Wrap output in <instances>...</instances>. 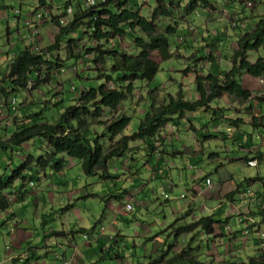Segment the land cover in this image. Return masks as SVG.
<instances>
[{
  "label": "rangeland",
  "instance_id": "374dc122",
  "mask_svg": "<svg viewBox=\"0 0 264 264\" xmlns=\"http://www.w3.org/2000/svg\"><path fill=\"white\" fill-rule=\"evenodd\" d=\"M37 1L0 0V86L4 85L3 82L8 75L11 61L26 47L25 35L27 34V30L23 25V21L28 13L39 11L43 7L42 12L45 13L44 16L47 19L39 23L36 22L35 29L38 31L36 35L38 48L40 52H45L48 46L54 44V39L60 29V26L56 23L57 14H60L66 6H72L73 10L74 8L79 10L76 7V0H46L47 7L42 4V6H39ZM179 1L181 7L178 5ZM190 1L164 0L166 7L169 8L171 13L169 18L158 19L160 26L158 31L163 33L166 26L172 25L175 21L179 22L178 32L176 35L169 37V51L173 56L169 60L161 61L157 52L152 53V59L159 66V70L154 79L151 82H135L133 96L128 101L123 102L115 111L102 109L100 117L94 119V128L100 127L101 129L104 127L103 125L107 124L116 116L125 115L131 118V122L122 135H131L137 130L139 123L145 117V113L151 110L153 101L154 105H160L169 96H177L178 90L182 91L185 99H193V95H196L194 76L196 74L200 75L199 72L203 71V67L207 68V64L211 63V61L205 58L208 56L207 54L211 53L213 61L222 60L219 68L223 72H227V67L231 66V58L237 48L239 36L244 34V32L252 30L258 19L264 17V0H206V6L199 1L194 12L183 18L184 8L190 4ZM80 4L83 9L84 7L81 2ZM154 7L155 0H128L126 4V8L128 9H140L142 16L147 19L150 18ZM14 10L21 12V20L19 23L16 22ZM233 18H235V22L239 20L245 28H239L238 30L237 26L232 27ZM29 19H32V16ZM189 26H192L196 30H205V37L209 36L208 32L214 31V36H216L217 30L222 31V37L229 39L228 45L226 47H215L214 49L212 47L210 48L209 45L202 46L199 39L202 35L200 32H197L195 38L192 40L195 42V39L198 38L199 43H194L189 47V40H187L189 38L187 30ZM224 27L227 28L228 32H226V28ZM76 31H78V37L75 31L69 35V38L75 39L74 42L77 44L75 47L71 46L74 57L72 59L69 58L71 54L69 56L68 46L65 42L61 43L59 50L52 57L48 54L47 57H51L53 61L57 58V61L55 60L54 62L60 67L51 66L47 68L45 66L42 69L41 82L36 87L34 86L36 84L35 77L33 76L30 79L35 81H30L28 84V89L30 90L16 94V100L19 106L16 114L9 112L6 104L0 101L3 105V114L0 116L1 142H7L11 137L15 128L13 127L14 115L20 114V110L27 112L28 115L36 114L42 110L43 112L40 114H43L44 120L53 124L67 107L75 103L74 100L79 97L83 89L87 90L90 87H97L101 82H105V75L110 70L111 62L108 61L105 64L98 63L97 65H91L90 62L93 59V53L86 55L83 59L79 57L87 49L92 46H101L103 49L118 48L123 53H134L135 41L128 34L119 35L114 39L96 42L94 37L84 34V29L80 28ZM135 35L140 36L142 33L136 31ZM180 37H185L186 42L177 45V40ZM207 48L208 50L210 49L208 52L206 51ZM175 53H179V55L185 56V58H176L174 56ZM259 57H264V48H261L257 52L249 53L247 59L250 62H254ZM194 61L196 65L193 64ZM192 64L193 66H191ZM197 65L202 68L199 67L198 69ZM73 67L76 71L72 70ZM187 68H189L190 72L183 73V70ZM72 84L76 87V91L56 97H63L64 102L55 107H50L51 102L53 103L52 94L59 93L60 91L64 92ZM107 86L115 88L111 81L107 82ZM260 95L262 97L258 93L251 94V101L253 100L255 110L258 113L260 111L259 116H262L263 119V126L258 128L259 131L255 130L257 128L251 125V121L248 122L250 125H245L244 123V119L252 120L251 115L253 113L250 111H254V109L251 108L252 110L250 111L246 108L241 109L243 103L227 94L223 96L224 101L218 99L212 102V108L210 107V110H199L192 113V117L189 118L190 123H188V119H184L177 122V125L173 123L166 125L161 131L165 135V138L160 137V139L156 140L155 146L157 149L154 153L155 157L159 155L162 158L161 163H164L168 168L170 167L169 171L171 173L167 178H171L172 181L169 179L162 180L167 179L166 177L156 180L153 179L152 181L147 179L153 173V171L151 172L147 169L148 166L151 167L152 163H149L151 159L145 150L142 149L143 144L141 145L139 141L131 144L133 150L130 153L110 161L108 171L111 174H119L120 179L116 180H102L98 177H88L83 174L79 162L69 157H65L63 168L58 173L50 170L51 167L46 169L39 168L35 164V159L39 156L47 158V152L51 151L49 144L44 140L41 142L42 139H33L23 144L20 148L12 150H3L0 148V198L2 196H5L6 199L7 197H14L13 199L18 201L15 203L14 200H10L7 209L9 210V214L12 215H6L0 222L1 262L5 259L3 255L7 251H12L14 255L23 257L25 262L28 260L27 253L34 252L38 257L43 258L47 264H51V257L47 258L45 254L39 256L40 252L45 251V249L50 251L55 249L58 255H62L63 251L61 249L58 250L59 247L55 245V241H59L60 237H52L53 242L48 243L44 238L46 237L45 233H60L61 222L65 223L66 227L76 228L79 226V221L83 222L82 228L86 229L81 231L80 238L83 233L90 236L88 240H78V243L81 245L91 244V247H86L90 250V254L86 256L90 264H148L155 259H159L164 254L163 250L169 249V246L171 247L168 251L169 255L167 259L178 255L183 248L176 250L177 240L181 235L174 237V230L171 228L174 221L171 207L181 209L191 203L187 186L180 185L178 176L173 172L176 169V165H179L182 172V168L184 167L182 164L192 167L191 170L186 172L187 178L184 181L186 180L187 183H191L190 178L194 176L195 170L196 172L199 170L203 171L202 175L206 172L209 173L213 177L215 186H217L219 175H223L220 178L218 187L219 189L222 188L221 193H224L223 195H219L220 191L213 192L215 191L214 187L208 189L203 185L199 186L202 193L199 192L197 194L192 191V197L197 196L195 198L196 201H194L191 210L189 209L182 213L181 219L188 218L193 211L198 216H206L208 214L215 216L214 211L216 210L214 206H217L218 202L214 205L207 204L205 206L207 209H205L202 202H200V197L205 195L209 198H217L219 195V206H221V209L218 211L215 219L220 223L215 226L216 235L208 238L205 237L195 245L193 250H190V255L185 256V259L193 257L200 264H230L232 262H238V260L234 261L235 257L232 255L236 250V247L232 246V244L238 239L237 233L239 232L237 231L245 228L249 231L247 236L249 233H258L260 229L256 227L264 222L260 221L258 224L253 223V216L255 214L250 212L245 205H243L245 207L238 206L241 202L234 200V196L240 194V188L231 191L233 188L226 173L232 174L235 179L239 180L242 177L255 175L257 169L256 167L247 166L246 162L250 159H247V161L245 159L232 160V158H250L252 154H248L246 150L241 151L237 149L236 141L233 138L224 139L217 131L225 128L226 132L232 133L233 130H237L242 134H248L259 144L258 140L264 138V93ZM261 98L263 99L261 100ZM227 101L230 104H226ZM45 107L47 109H44ZM228 107L231 109H226ZM228 111L229 113H227ZM235 121L239 123L234 125ZM215 122H218V124L214 126ZM188 124L189 126H186ZM210 135H214L215 137L208 138ZM164 141L167 145L164 144ZM103 142L108 144L109 141L104 138ZM182 145L184 151L182 149L180 150ZM190 149L195 150V152L187 154V151ZM199 151L201 153L197 155ZM25 159L29 161L28 166L36 168L35 176L38 180L34 182L32 188L28 185L30 178H26L24 182H21V179H15L14 181L11 179L13 177V171L19 168ZM256 160L259 168L264 170V166L260 164L262 162L261 158H256ZM129 170L131 172H135L136 170V173H140L138 177L143 179V192H139L134 199L133 196L129 195L128 200L129 202L133 200L134 210L133 212L123 211L121 216H117L119 224L109 225L104 235L107 238L106 251L111 255L105 261H97L101 256V252L99 249H95L93 238L95 234L101 233L103 230H96L95 232L93 226L94 224L98 225L101 217L107 215L108 210L105 209L106 200L111 197L115 199L119 197L120 199L125 196L123 192L127 190L135 192L130 182L124 179L129 176ZM25 174L30 173L27 171ZM171 182L175 185L172 190L165 189L166 184L172 185ZM82 191L85 196L87 194H93L96 197L92 195L88 199L82 198L76 206L64 210L63 208L66 206L77 202L75 199H79L80 196L78 195ZM21 195L23 196L21 197ZM165 195H167L166 198H169L168 201L164 200ZM181 195L185 197L182 198L180 197ZM35 196L38 198L35 199ZM52 196L54 197L53 200ZM23 197H25V201H21ZM142 200L146 204L139 205L138 203L142 202ZM258 201L262 202L264 198H258ZM125 202L122 200L115 201L113 203L115 207L113 214H116L115 212L118 209L124 208ZM206 203V200H204V204ZM74 207L79 210L78 216L77 211H72ZM233 208L238 213L237 217L244 218L242 223L235 222L233 225L231 223V217L222 218V209L223 211L225 210L223 214H231L230 211ZM108 218H110L109 213ZM191 220L187 219V221ZM42 221H44V224L41 223ZM225 227H227L226 231L228 232L225 237H228V241L226 239L224 241L221 240L223 236L220 233ZM99 228L100 226L97 229ZM23 229H27L25 234L29 235V240L20 242L19 238L22 236L20 230L23 231ZM195 234L199 233L197 232ZM114 235H119L123 244H114V250H110V246L113 243L110 242L109 237ZM157 238L161 240V243L158 245L153 243V240ZM168 239L170 240L168 241ZM80 251L78 250L76 253L83 259L84 256L81 255ZM116 251L119 252L120 258L123 259L122 261L117 260L115 255ZM192 252L193 255L191 254ZM49 254L52 255L51 252ZM237 258L242 261L245 260L243 255H239ZM180 263H183V261Z\"/></svg>",
  "mask_w": 264,
  "mask_h": 264
},
{
  "label": "trees",
  "instance_id": "16d2710c",
  "mask_svg": "<svg viewBox=\"0 0 264 264\" xmlns=\"http://www.w3.org/2000/svg\"><path fill=\"white\" fill-rule=\"evenodd\" d=\"M79 1H76V7L79 10L74 8V16L67 25L60 26L57 19L56 23L60 26V29L53 45L48 46L46 51L41 52V54L31 53L25 47L11 61L8 75L3 82L5 86H0L1 101L6 103L10 99L16 98V94L30 90L28 84L32 81L30 79L33 76L36 79V82L32 81L36 83L34 86L39 85L42 69L45 66L47 68L51 66L60 67L54 62L57 61V58L53 61L51 57L59 50L61 43H67L69 56L71 54L69 58L72 59L74 56L72 55L71 46L75 47L77 44L74 42L75 39L69 38V35L75 31L78 37V31L76 30L80 28L84 29V34L94 37L96 42L128 34L135 41L134 53H123L118 48L103 49L101 46H92L85 53L80 54L79 57L83 59L86 55L93 53L91 65L111 62L110 70L105 75V82H101L97 87L83 89L79 97L74 100L75 103L67 107L53 124L44 120L43 114H40L43 112L42 110L31 115L20 110V114L14 115L13 127L15 128L11 137L5 143L0 141L1 149L12 150L20 148L33 139H42L41 142L46 141L51 147V151L47 152V158L39 156L35 159V164L39 168L51 167L50 170L58 173L63 168L65 157H69L79 162L84 175L98 177L102 180H111L116 179L117 174L113 175L108 171V163L130 153L133 150L132 143L141 142L143 144H141L142 149L144 148L145 151L149 152L151 157L153 153L155 157L154 152L157 149L155 142L160 139L161 131L166 125L170 123L177 125L180 120H187L186 116L189 113L210 110L212 102L221 99L226 94L233 96L241 103L249 104L246 109L252 110L250 105L251 92L242 88L240 80L242 73H246L253 78H264V57H259L254 62L247 59L249 53L264 48V17L258 19L252 30L239 36L237 48L231 58V67L227 72L221 76L213 73L205 76L198 74L194 76L196 86L194 100L185 99L182 91L179 90L177 96H169L160 105H154L153 101L151 110L145 113L144 119L131 135H122L131 122V118L125 115L116 116L103 125L104 127L101 129L100 127L94 128V119L100 117L102 109L115 111L123 102L128 101L133 96L135 82H151L154 79L159 66L152 59V53L157 52L161 61L169 60L173 56L169 51V37L176 35L179 22L175 21L172 25L166 26L163 33L158 31L160 27L158 19L169 18L171 13L164 0H155V7L149 19L142 16L138 8L136 10L126 8L128 0H106L105 3L89 9H82ZM199 1L206 6V0H191L190 4L184 8L183 18L194 12ZM178 5L181 7L180 1ZM233 24L234 26L242 25L239 20L235 22V18H233ZM136 31L141 32L142 35H135ZM189 38L193 39L194 35L190 34ZM185 42L186 38L180 37L177 40V45ZM48 54L51 55L50 58L47 57ZM174 56L176 58L184 57L179 53H175ZM205 58L211 63L214 62L211 53ZM193 64L196 65L195 61ZM189 72V68L183 70V73ZM108 81H111L115 88L108 87ZM71 87H73L72 90ZM74 91H76V87L72 84L64 92L60 91L52 94L53 103L51 102L50 107H55L64 102L63 97H56ZM251 119L253 127L261 126L260 120L262 118L252 116ZM188 123H190L189 119ZM237 124L238 121H235L234 125ZM186 126H189V124ZM209 137L213 138L215 136L210 135ZM104 138L109 141L108 144L103 142ZM27 159L19 168L13 171L12 181L21 179V182H24L26 178H30V181L34 183L38 180L35 176L36 168L28 166L29 161ZM159 159L162 160L161 157ZM245 160L247 161V159ZM27 171L30 174H25ZM7 202L4 197L0 198V210L4 211L8 208ZM72 207L71 204L63 209L67 210ZM218 223L220 222L212 216H202L190 224L176 226L175 228H172V225L171 228L174 230V237L192 233L197 229L206 236H214L215 226ZM109 240L113 243L110 250H114V244H117L116 242L120 240L115 239L113 236H110ZM170 247L163 250L164 254L159 259H155L148 264H200L193 257L185 259V256L190 255V250L187 249H183L178 255L167 259ZM108 253L107 251L106 255ZM107 258H110V255ZM104 259L106 258L100 257L99 261ZM29 260L24 261L22 264H28ZM181 261L183 263H180ZM12 262L16 264V259ZM230 264H264V256L251 258L247 262H232Z\"/></svg>",
  "mask_w": 264,
  "mask_h": 264
},
{
  "label": "crops",
  "instance_id": "0c3cea01",
  "mask_svg": "<svg viewBox=\"0 0 264 264\" xmlns=\"http://www.w3.org/2000/svg\"><path fill=\"white\" fill-rule=\"evenodd\" d=\"M42 1H44V2H42ZM38 3H39V6L45 5V7H47V5H46L47 1L46 0H38L37 4ZM37 4H36V7H37ZM36 7H35V9H36ZM32 13L31 12L28 13L26 15L25 19L27 20ZM20 15H21L20 11H19V15L18 16L14 15L15 18L17 19V21H18L17 23L20 22ZM57 15H59V14H57ZM31 20L34 23V19L32 18ZM23 23H24V21H23ZM231 26L235 27L234 24H232ZM226 27H224V28H226ZM244 28H245V26H244ZM225 30H226V32H228L227 28ZM230 30H231V28H230ZM198 32H200L201 35H202V37L199 38L200 41H201L202 46H208L209 45L210 48L212 47L214 49L215 47H223V46L226 47L228 45V40L229 39L228 38L224 39L222 37V31L220 32L219 30H217L216 31V33H217L216 36H214V31L208 32L209 36H206V37H205V34H206L205 30L201 29V30H198ZM227 35H229V34L227 33ZM76 36H77V34H76ZM187 40H189V45H188L189 47L192 46V44H194V43H199L198 42L199 41L198 38L195 39L196 40L195 42L191 38H187ZM209 50H208V48L206 49L207 52ZM207 55H209V54H207ZM191 57H193V56H191ZM184 58H185V56H184ZM221 64H222V60H216L213 63H208L207 64V68L203 67V71H200L199 74L202 75V76H205V75L213 73V74L221 76L223 73H225V72H223V70H220V68H219L221 66ZM229 65H230V63H229ZM199 67H201V66L197 65L198 69H199ZM230 67L229 66L227 67V71L230 69ZM240 84H241L243 89L250 91L251 94H253V95L258 93V95L260 97H262V95H260V94L264 93V91H262V89H264V86H263L264 85V78H253V77L247 75L246 73H242ZM178 92H179V90H178ZM194 97L195 96L193 95V99L192 100H194ZM223 98L224 97H222L221 99L223 100ZM226 104H230V103L227 101ZM247 105H249V104L243 103V107H241V109L246 108ZM250 105L254 109V111L253 110L250 111V112L253 113L251 116L262 118V116H259L260 111L258 113L255 110V105L253 103V100L251 101ZM226 109H231V108L228 107ZM227 113H229V111ZM191 114L192 113L187 114L186 118L187 119L191 118L192 117ZM225 117H227V116H225ZM244 121H245L244 122L245 125H250V123H248V122H250L251 120L244 119ZM260 122H261L260 123L261 124L260 127H262L263 126V119L260 120ZM251 123H252V121H251ZM217 124H218V122H215L214 126L217 125ZM258 128L259 127H257V129H255V130H258ZM218 131H217V133H219V135H221L222 137H224L226 139L233 138V140L236 141L237 149H239L241 151H245L246 150L248 152V154H252V156L250 158L249 157L232 158V160H238V159L239 160H241V159L242 160L243 159L253 160L254 158L255 159L256 158L257 159L261 158L262 162L260 164H262L264 166V138L261 139V140H258L259 141V144H258L256 142V140H254L248 134H247L248 135L247 136L245 133L242 134L241 132H238L237 130H233L232 133L226 132L225 128L222 129L219 132ZM160 135H161L162 138H165V135L162 134V132H161ZM257 139H259V138L257 137ZM164 144H166L165 141H164ZM181 149L184 151L183 145L181 146L180 150ZM190 150L187 151V154L195 152V150H191V151ZM200 150L202 151V149H200ZM201 151H199V153L197 155H199L201 153ZM145 152L148 155V157L151 159L150 160L151 162H149V163L150 164L152 163L151 167L148 166L147 169L149 171H151V172L153 171L151 176L147 177V179L149 181H152L153 179L156 180V179H162L164 177H166V178L169 177V175L171 173L169 171L170 167L168 168L167 166H165L164 163H161L162 161L159 159L160 158L159 155H157V157H154V154L152 153V157H151V156H149V152H147V151H145ZM109 163H108V166H109ZM73 165H74V163H73ZM182 165H184V167L182 168L183 169L182 172H181V168L179 167V165H176V169L173 172L178 176L179 184L187 186V191L189 192L188 195H189L191 203L187 204L185 206V208H181V209H174L173 207H171V212H172L173 217H174L173 227L172 228H175L176 226H181L183 224H190L193 221H195V220L199 219L200 217H202V216L195 215V213L193 211L188 218L183 219V220L181 219L182 213H184L186 210H189V209L191 210L192 206L194 205L193 204L194 201H196L195 198H197V196L196 197H192V195H191L192 191H194L197 194H199V192H201V190L199 188L200 185H203L205 188H207V186L205 185V182H204V178H206V177L210 178L211 184H212L210 186V188H212V187L215 188V191H213V192L220 191L219 195H223L224 194V193H221V189L222 188L219 189V187H218V184L220 183L219 182L220 178L223 177V175H219V180H218L217 186H215L213 177L210 176L209 173L206 172L207 174L205 173L204 175H202L203 171L199 170L198 172H196V170H195L194 176H192L190 178L191 179V183H187L186 180L184 181V179L187 178L186 177L187 176L186 172L191 170L192 167L185 166V164H182ZM193 168L195 169L194 166H193ZM256 169H257V172H256L255 175L253 174V175H250L248 177H242L239 180L235 179V177L232 174H229L228 172L226 173V175L228 176L230 184H231V186L233 188V189L230 188L231 191H234L237 188H240V194L235 195L234 196V200H237V201L241 202V204L238 205V206H240V207H245L246 206V208H248L250 212H253L255 214L253 216V223L258 224V223H260V221L264 222V210H262V209H264V201H262V202L258 201V198L259 199H263L264 198V170L259 168V165L256 166ZM136 170H137V168H136ZM136 170H135V172H131V170H129V176L124 178L125 181L130 182V184L134 188L135 192L132 191V190L131 191L127 190V191H124V193H123V194H125V196L120 198V199H119V197L116 198V199L111 197L108 200H106L105 209L108 210L110 218H108V213H107V215H105L104 217H101V219L99 220L100 222L98 223V225L94 224V226H93V229H94L95 232H96V230H100L101 227H104L103 233L95 234V237L93 238L94 239V243H95V245H94L95 249H99L100 252H101V256L100 257H104V258L107 259V256L111 255L109 253H108V255H106L107 254V251H106V239L107 238L105 237L104 234L106 233V231L109 228L110 224H113V225L119 224V222L117 221V216L118 215L121 216L123 211H124L123 210L124 208L122 207V209H118L115 212L116 214H113V212L115 210V207H114L113 203L115 201H117V200H122V201H126L124 204H126V203L134 204L133 200L129 202V200H128L129 195L133 196V199H134V198H136V196H137V194L139 192L140 193L143 192V187H144V185L142 184V180L143 179L138 177L140 175V173H136ZM125 171H126V169H125ZM112 174L116 175L117 173H112ZM184 176H185V178H184ZM116 177H117L116 179H120L119 174H117ZM127 178H129V179H127ZM116 179H111V180H116ZM168 179L171 180V178L162 179V180H168ZM144 181H146V180H144ZM171 183H172V185L166 184L165 189L172 190V188L175 185L173 184V182H171ZM28 185H29V183H28ZM167 186H168V188H166ZM210 188L208 187V189H210ZM207 192L209 193L208 190H207ZM79 194L80 195H78V196H80V197H79V199H75V200H77V202H73V204H72L73 206H76L80 202V199H82V198L83 199H88L90 196L93 195V194H87L85 196L83 191L81 193H79ZM219 195H218L217 198H213L211 196H210L211 198H209V197H206L205 195L200 197V199H201L200 202H202V205L204 206L205 209H207V207H205L207 204L208 205H212V204L214 205L216 202H218V205L214 206V209L216 210V211H214L215 214H216L215 216H217L218 211L221 209V206H219V203H220L219 202L220 201L219 200V197H220ZM93 196H95V195H93ZM2 197L5 198V196H2ZM13 198L14 197H7L8 206H9L10 200H14L15 203L18 202L16 199H13ZM37 198L38 197L35 196V199H37ZM53 198L54 197L52 196V200H53ZM168 199L169 198H165L164 200L168 201ZM204 200H206V202H207L206 204H204ZM21 201H25V197H23V199H21ZM70 202H72V201H70ZM138 204L142 205V204H146V202L144 200H142V202H140ZM243 205H245V206H243ZM222 208H224V207H222ZM72 211H77V216H78L79 210L77 208L74 207L72 209ZM224 211L222 209V216H223L222 218L223 219H225L227 217H231V223L233 225H234L235 222L237 223L236 217H237L238 213H236L234 208H233V210L231 209V211H230L231 214H229V213L223 214ZM8 214H9V210L8 209H6L4 211L0 210V222ZM9 215L11 216L12 214H9ZM102 216H103V214H102ZM206 216H212L215 219V216H213L212 214H208ZM187 219L188 220L192 219V220L191 221H187ZM176 221H177V223H176ZM41 223L44 224V221H42ZM82 223H83L82 221H79V226L78 227L71 228L69 226L66 227V224L61 222V226H60L61 232L60 233H58V232L57 233H55V232H52V233L46 232L45 233L46 237H44V238L46 239V242H48V243H52L53 242L52 237H57V238L60 237L59 241H55V245H57L59 247L58 250L61 249L63 251V253H62V255H58V253H56L55 249H53L51 251L45 249V251H41L40 252L39 256H43L45 254L47 256V258L51 257V261H52L51 264H90V262L86 259V256L90 254V250L87 249L86 247H91V244L88 243L86 245H81V244L78 243V240H80V239H82L83 241L90 239V236H88V235H86L87 237L84 238V235H83L84 233L82 234V236L80 238L81 231L86 230V229L82 228ZM21 224H23V223H21ZM99 226H100V228L97 229ZM256 228L260 229L259 232H264L263 231L264 230V223L260 224V226H257ZM26 231H27V229H23V231L20 230V233L22 234L21 238H19L20 242H25L26 240H29V235L25 234ZM197 232L199 234H195ZM237 232H239V233H237L238 239H237V241H235L232 244V246L236 247V250H235L234 254H232L235 257L234 261L238 260V262H247L251 258H257L260 255L264 254V238L263 239H259L258 238V233H256V232L254 234H250L249 233V235L247 236V234L244 233L245 232V228H241ZM247 232H249V231H247ZM227 233L228 232H226L225 228L221 231L220 235L223 236V238L221 239L222 241H224V239H226L228 241V237H225L227 235ZM195 235H196V237H195ZM215 235L216 234L214 233V236ZM113 237L115 239L118 238L120 240V241L116 242L117 244L118 243H120V244L122 243L123 244V242L121 241V238H120L119 235H114ZM205 237L208 238V237H212V236H205L202 232L199 231V229L193 231L192 233L181 235L179 237V239L177 240L176 250H179V249H182V248L183 249H187V250H193L195 245H197ZM37 238H39V237H37ZM37 238H35V239H37ZM41 240H42V238H41ZM63 240H65V241L63 242ZM169 240L170 239H168V241ZM153 243H156L158 245V244L161 243V240L158 239V238L154 239ZM78 250H81L80 253H81V255L84 256L83 259H81L80 256L76 253ZM50 252L52 253V255L49 254ZM191 254L193 255V252ZM115 255H116V258H117L118 261H122L123 260L122 258H120L119 252L116 251ZM239 255H243L245 260L242 261V260L238 259L237 256H239ZM3 256H4L5 259L2 262L0 260V262H1L0 264H2V263L13 264L12 261L15 260V259H16L17 264H22L24 262V258L23 257H20L19 255H14V253L12 251H7ZM100 257L98 258L97 261H99ZM29 258H30V260H29L28 264H47L44 261L43 258L38 257L34 252H28L27 253V259H29ZM106 259H104L102 261H105Z\"/></svg>",
  "mask_w": 264,
  "mask_h": 264
},
{
  "label": "built area",
  "instance_id": "2783aa9c",
  "mask_svg": "<svg viewBox=\"0 0 264 264\" xmlns=\"http://www.w3.org/2000/svg\"><path fill=\"white\" fill-rule=\"evenodd\" d=\"M106 0H81V3L83 5V7L85 9H89V8H92V7H96L100 4H103L105 3ZM250 5V4H248ZM73 13V10L71 7L67 8L63 14L61 15V17L59 18V24L61 26H65L67 25L69 22H70V17ZM34 19H35V22L39 23L43 20V15L41 13H36L34 15ZM233 24V23H232ZM25 26L27 27V34L25 35V44H26V47L29 49V51L31 53H34V54H41L39 48H38V45H37V40H36V35H37V30L35 29V27L33 26V24L31 23V21H26L25 22ZM237 26L238 28H243L244 26L243 25H235ZM188 32L190 34H194L196 32V30L192 27V26H189L188 28ZM73 71H76V69L73 67L72 68ZM73 89V87H71V90ZM1 101V100H0ZM4 104H6L7 108H8V111L11 112V113H16L18 111V102L16 100V98H13V99H10L9 101H7L6 103L4 102ZM3 105L2 103H0V116L3 114V109H2ZM247 166L248 167H256L257 166V161L255 160H250L247 162ZM206 185L208 187H210L211 185V181L210 179H207L206 181ZM29 185L30 187L34 186V183L33 182H29ZM133 205L131 204H126L125 205V208L124 210L126 212H132L133 211ZM238 222L239 223H242L243 222V218H239L238 219ZM103 228H100L99 231H102ZM87 236L85 235L84 238H86ZM258 237L259 239H262L264 237V232H259L258 233Z\"/></svg>",
  "mask_w": 264,
  "mask_h": 264
},
{
  "label": "clouds",
  "instance_id": "9594fccd",
  "mask_svg": "<svg viewBox=\"0 0 264 264\" xmlns=\"http://www.w3.org/2000/svg\"><path fill=\"white\" fill-rule=\"evenodd\" d=\"M80 2H81V0H80ZM69 7H71L72 8V6H67V7H65V9L62 11V12H60V14L57 16V19H58V22H59V18L61 17V15L63 14V12L67 9V8H69ZM72 10H73V8H72ZM43 10H42V8L41 9H39V11L37 10V11H33V13L29 16V18L32 16V18L34 19V15L36 14V13H41L42 15H43V20H46L47 19V17H45L44 16V14L45 13H43L42 12ZM14 15H16V16H18L19 15V10H14ZM74 16V10H73V13H72V15H71V17H70V21H71V19H72V17ZM25 19L24 20V25H25V22L26 21H31V23L33 24V26L35 27V19H34V23L32 22V20L31 19ZM16 19V18H15ZM21 20V19H20ZM16 22H18L17 21V19H16ZM61 26V25H60ZM236 27V26H235ZM25 28H26V30H27V27L25 26ZM244 28V27H243ZM195 29V28H194ZM239 29V28H238ZM241 29V28H240ZM188 30V29H187ZM196 30V29H195ZM28 31V30H27ZM38 32V31H37ZM198 32V30H196V32L194 33V34H192V35H194V38H195V35H196V33ZM189 33V32H188ZM38 34V33H37ZM189 35H190V33H189ZM25 46H26V44H25ZM27 48V47H26ZM28 49V48H27ZM196 94V93H195ZM195 97H196V95H195ZM253 160H255V161H257L256 159H253ZM250 161V160H249ZM248 162V161H247ZM247 162H246V164H247ZM257 165H258V162H257ZM207 179H210V178H204V182L207 180ZM211 181V180H210ZM205 185H206V182H205ZM212 185V184H211ZM210 185V186H211ZM30 186V185H29ZM207 186V185H206ZM30 188H32V187H30ZM207 188H208V186H207ZM210 188V187H209ZM167 197V195H165V198ZM182 198H184L185 196H181ZM126 204H128V203H126ZM125 204V205H126ZM129 204H131V205H133L132 203H129ZM124 208H125V206H124ZM134 208V207H133ZM134 210V209H133ZM125 211V210H124ZM133 212V211H132ZM239 218H242V217H236V219H237V222H238V219ZM243 221H244V218H243ZM227 229V227H225V230ZM227 232V231H226ZM244 233H248L247 232V229H245V232ZM259 233V232H258ZM86 234H84V236H85ZM259 238V237H258ZM264 238V237H263ZM262 238V239H263Z\"/></svg>",
  "mask_w": 264,
  "mask_h": 264
}]
</instances>
